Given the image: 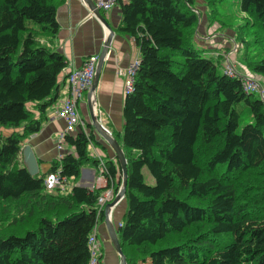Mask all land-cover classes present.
I'll return each instance as SVG.
<instances>
[{"label":"trees","instance_id":"trees-1","mask_svg":"<svg viewBox=\"0 0 264 264\" xmlns=\"http://www.w3.org/2000/svg\"><path fill=\"white\" fill-rule=\"evenodd\" d=\"M63 2L0 0V129L8 130L0 132V202L14 205V221L38 215L23 234L0 230V264H88L89 235L104 217L96 209L101 189L77 182L84 165L97 170L93 148L117 188L121 180L112 150L88 122L64 135L71 152L45 174L31 176L19 164L22 143L41 129L33 109L42 117L54 104L67 66L46 41L57 37ZM201 2L207 26L230 30L244 66L264 79V39L256 40L264 38V0ZM117 3V32L134 40L139 55L122 131L112 132L127 166V211L117 226L127 264H264V100L245 92L242 73H224L216 48L194 46L203 40L197 0ZM239 20L246 41L236 40ZM249 40L261 52L249 50ZM50 172L69 185L47 192Z\"/></svg>","mask_w":264,"mask_h":264},{"label":"crops","instance_id":"crops-1","mask_svg":"<svg viewBox=\"0 0 264 264\" xmlns=\"http://www.w3.org/2000/svg\"><path fill=\"white\" fill-rule=\"evenodd\" d=\"M93 2L95 3L96 0H93ZM199 4H201V0H197V8ZM200 6L202 7V4ZM102 14L113 28L114 37L109 48V53L101 67L97 84V117L102 125L111 133L116 131L121 132L123 128L122 105L125 96L124 82L127 76L126 70L134 61L135 57L139 56L138 48L132 38L117 32V27H119L121 22V13L118 3ZM56 19L59 24L57 37L52 41H46H49L48 44H50L53 50L58 51L65 56L67 66L59 75L57 97L54 104L46 109V112L42 117L38 110L33 109V117L35 119L41 118L42 120L40 131L27 137L21 145L22 147L24 144H29L32 147L37 157L39 168L38 174L41 175L49 170L51 163L55 159L64 155L68 151L71 152V149H69L66 144L63 145V152H59L56 145L57 135L66 129V122L60 115V101L66 97L64 90L66 75L71 69L81 66L87 57L91 55H99L104 37L103 27L93 14L88 11L82 0H64V2L59 4L57 8ZM206 20L207 19L204 20V23ZM204 23H202V26ZM198 30H200V28ZM214 43L215 42H213V44ZM210 46L213 45L210 44ZM250 80L253 81L252 78H250ZM253 82L255 83V81ZM86 93L87 92L83 94V98L80 101V107L83 115L82 117L87 123L89 122V116L86 106ZM94 135L99 144L103 145L104 141L95 131ZM99 150L100 149L97 147L93 148L94 154H97L98 156L99 154L102 155L101 150ZM108 152L109 151L106 149L107 154ZM108 158L116 163L112 154H110ZM19 164L23 167L21 154L19 155ZM94 175L95 169L92 166L84 165L81 168L77 185L89 188L93 183ZM126 211L127 205L124 199L112 211L111 218L116 227L119 223H122ZM96 234L97 237L99 235L103 240L101 242L102 264H118V255L109 241L104 224V217L102 219V224L97 226ZM138 264H149V261H146L145 263L139 262Z\"/></svg>","mask_w":264,"mask_h":264},{"label":"built area","instance_id":"built-area-1","mask_svg":"<svg viewBox=\"0 0 264 264\" xmlns=\"http://www.w3.org/2000/svg\"><path fill=\"white\" fill-rule=\"evenodd\" d=\"M116 3L117 0H96L95 6L100 11L105 12L115 6ZM97 60L98 55H91L83 61L81 66L71 69L66 75V79L64 81V90L67 95L60 101V115L66 122V129L57 135L56 141L58 143L57 147L59 150L64 148L63 138L65 134L71 133L78 128H82V130L85 129L86 123L78 109V106L81 99L83 98V94L87 92L91 86ZM228 63L229 65L226 64L224 73L229 76H235L237 74L236 71L233 70L230 62ZM137 64L138 60L134 59V61L127 67V76L124 82L125 93L132 90L133 72ZM243 88L245 92L256 93L260 99L264 100L263 94L260 90L257 91L255 83L250 79L245 78L243 82ZM96 157L99 159V165L95 172L93 183L89 186V189H101L96 202V209L99 213L100 211L104 210L105 205L114 199L118 188L115 186V182L108 177V171L105 168L104 162L100 161V157L98 155H96ZM43 185L47 192H51L56 188L64 189L69 185V181L66 179V177L59 175L57 172H50L45 175L43 179ZM119 226L120 223L118 224V227ZM96 231L97 224H95L93 227V230L88 238V264H102L101 241L98 239Z\"/></svg>","mask_w":264,"mask_h":264},{"label":"water","instance_id":"water-1","mask_svg":"<svg viewBox=\"0 0 264 264\" xmlns=\"http://www.w3.org/2000/svg\"><path fill=\"white\" fill-rule=\"evenodd\" d=\"M83 3L86 5L89 12L93 14V16L99 21L101 26L103 27V42L101 45V50L98 55V60L95 67L94 77L86 93V106L88 110L89 116V124L92 126L94 131L98 134V136L104 141V143L112 150L115 159L117 160L120 173H121V180L120 186L118 187V191L114 197V199L105 205L103 214H104V224L105 228L109 237V241L118 255L119 263L118 264H127L126 257L122 251L121 245L118 240V228L110 219L111 211L114 206H116L121 200H124L125 192H126V185H127V166H126V159L124 153L119 146L117 140L113 137L112 133L106 129L96 114V89L97 84L99 81V76L101 72V67L104 63V60L109 53V48L111 46L113 37H114V30L111 25L106 20L105 16L101 13V11L95 6L93 0H82ZM21 154V162L23 167L31 176H36L39 172L37 157L29 144L23 145L20 150ZM118 224V223H117ZM118 226V225H117Z\"/></svg>","mask_w":264,"mask_h":264},{"label":"rangeland","instance_id":"rangeland-1","mask_svg":"<svg viewBox=\"0 0 264 264\" xmlns=\"http://www.w3.org/2000/svg\"><path fill=\"white\" fill-rule=\"evenodd\" d=\"M198 3H200V2H198ZM201 4H202V2H201ZM201 4H199V6H198V9L201 12V18H200L201 24L198 26V29L200 28V30H198V31H199V33H201L200 36L203 37V38L200 37V39H203V40H200V42H201L200 44L198 41H197V43L194 42V46L201 48V46L204 43H208V44L213 45L211 47L216 48V50L219 51L221 56H222L219 58L220 63H221V67L224 66V64L226 62L225 59H227L228 62H230V65L234 71H238L239 73H242L243 76L246 77V79L252 78L253 81H255V86H256L257 91L260 90L264 96V91H263L264 90V79L261 77V75L248 70L244 66L242 58H241V55L243 53V50H242L243 48L241 49L240 43L239 42H235V43L233 42V40H232L233 39V33L230 30H227V29L222 30V29L218 28V25L216 23L210 27L207 26L208 20H206L204 23V20L207 19V17H206L207 13L205 12L204 8L200 6ZM230 7L233 8V4H231ZM245 22H246L245 20H239V21H237V24L235 25L236 26L235 30H237L236 34H238L236 36L237 41L241 42V40H239L240 35H243L245 41H246V39H249L248 36H246L247 28L246 27L238 28L239 26L244 25ZM202 23H204L203 26H202ZM202 29H203V32H202ZM198 31H197V33H198ZM262 39H264V38H256V40H262ZM213 42H215V43L213 44ZM248 42L250 43V46L248 47L249 50L251 48L256 47V48H258V51L261 52L259 47L252 44V40H249ZM204 45H206V44H204ZM204 45H203V47H204ZM207 47L208 48H206V49H208V50L206 51V54H208V56L210 53L214 54V49H209L210 48L209 46H207ZM254 53H255V51L252 52L253 55H254ZM263 55L264 54H260V57ZM214 61L216 62V58H214ZM228 62H227V64L229 65ZM65 94L67 95V93H65ZM80 104L81 103H79L78 109L82 115ZM96 114H97V110H96ZM7 131L8 130H6V129H2V128L0 129V132H2L4 134L7 133ZM56 145H58V143H56ZM57 149H58V147H57ZM63 151H64V148L59 150V152H63ZM94 178H95V175H94ZM119 186L120 185H118V187ZM116 206H114L113 209ZM12 207H13V210L11 211V209L9 207L7 208L6 206H3V202H0V230L2 231V235H4V237H7L10 234H17V235L23 234L24 231H26L29 228H32L36 224V221L38 218V215L36 213H33L30 217H27L24 221H14L16 209H14V205H12ZM113 209H112V211H113ZM2 210H3V213H2ZM112 211H111V216H112ZM111 216H110V219L112 220ZM100 224H102V220H100L98 222L97 226ZM98 238L101 242L103 241L99 235H98ZM105 258H106V256H105Z\"/></svg>","mask_w":264,"mask_h":264},{"label":"bare ground","instance_id":"bare-ground-1","mask_svg":"<svg viewBox=\"0 0 264 264\" xmlns=\"http://www.w3.org/2000/svg\"><path fill=\"white\" fill-rule=\"evenodd\" d=\"M39 123V122H38Z\"/></svg>","mask_w":264,"mask_h":264}]
</instances>
